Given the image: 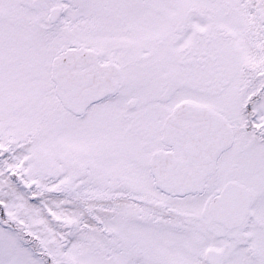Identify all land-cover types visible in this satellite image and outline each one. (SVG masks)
<instances>
[{
    "label": "snow or ice",
    "instance_id": "obj_1",
    "mask_svg": "<svg viewBox=\"0 0 264 264\" xmlns=\"http://www.w3.org/2000/svg\"><path fill=\"white\" fill-rule=\"evenodd\" d=\"M0 264H264V0H0Z\"/></svg>",
    "mask_w": 264,
    "mask_h": 264
}]
</instances>
